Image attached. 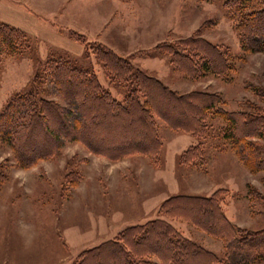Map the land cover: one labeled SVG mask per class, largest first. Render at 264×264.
I'll list each match as a JSON object with an SVG mask.
<instances>
[{
    "label": "rangeland",
    "instance_id": "obj_1",
    "mask_svg": "<svg viewBox=\"0 0 264 264\" xmlns=\"http://www.w3.org/2000/svg\"><path fill=\"white\" fill-rule=\"evenodd\" d=\"M10 1L14 13L31 17L34 31L14 27L22 37L18 43L0 40V112L13 97L32 91L66 110L71 125L75 103L61 95L50 76L57 65L86 70L112 98L123 101L135 81L128 71L114 76L100 59L103 50L170 91L212 94L218 100L201 120L202 129L196 121L190 123L193 130L185 129L188 121L177 109L167 108L178 118L177 126L154 116L160 146L155 158L133 154L110 160L60 138L49 157L22 168L10 143L0 139V264H76L85 249L161 216L158 208L169 197L210 196L219 189L220 205L233 226L264 228V170L245 166L223 114L264 117V53L245 50L237 28L259 0L237 7L228 0ZM186 39L216 49L224 69H207L206 58L188 51ZM174 51L187 54L191 64L180 62ZM103 123L92 143L104 138L116 146L124 135H138L136 142L144 143L140 127L122 132V120ZM251 140L264 144V127ZM190 148L197 154L189 151L182 162ZM165 218L183 236L223 258L221 239L179 217ZM107 256L104 264H111ZM251 264H264V254Z\"/></svg>",
    "mask_w": 264,
    "mask_h": 264
},
{
    "label": "trees",
    "instance_id": "obj_2",
    "mask_svg": "<svg viewBox=\"0 0 264 264\" xmlns=\"http://www.w3.org/2000/svg\"><path fill=\"white\" fill-rule=\"evenodd\" d=\"M246 2L248 0L227 1L236 7ZM237 28L245 50L264 53V0H259L258 7L247 13ZM21 38L18 29L0 22V40L12 44L18 43ZM183 43L189 47L188 51L195 53V57L202 55L206 58L204 65L207 69L218 72L224 69L222 54L203 40L186 39ZM206 49H211L212 53L209 54ZM173 54L180 62L187 61L191 64L187 54H178V51ZM100 55V59L105 61L114 76H121L128 71V78L135 81L136 88L123 101H117L86 70L76 71L72 66L57 65L50 76L61 95L75 103L76 114L71 125H68L69 115L66 110L53 102L37 99L32 91L13 97L0 112V139L10 143L20 167H30L38 159L49 157L60 138L78 141L90 152L110 160L133 154L155 158L160 146L153 128L154 116L170 126H177L178 118L168 113L171 108L172 111L177 109L179 116H184L188 121V125L184 122L185 129L191 126L192 121L198 123L197 129H202L201 120L207 111L216 106L218 99L212 94H178L144 74L131 72V67L114 58L108 50L100 51ZM187 113L192 118L185 117ZM223 114L245 166L252 171L264 170V144L251 140L260 136L264 117L253 112ZM107 119L122 120V132L140 127L139 136L144 143L136 142L138 135H124L116 146L109 144L104 138L98 143H92V136L104 129L106 124L103 122ZM187 130L193 129L190 127ZM40 135L45 136V141L41 143ZM193 150L190 148L182 154L181 161L188 160L190 153L197 154ZM219 191L220 189L210 196L169 197L158 208L161 216L130 225L112 239L85 249L78 255L81 258H78L76 264H104L107 253L111 264H251L259 260L264 254V228L247 230L233 226L222 210ZM165 216L179 217L208 235L221 239L224 246L223 258L183 236Z\"/></svg>",
    "mask_w": 264,
    "mask_h": 264
},
{
    "label": "crops",
    "instance_id": "obj_3",
    "mask_svg": "<svg viewBox=\"0 0 264 264\" xmlns=\"http://www.w3.org/2000/svg\"><path fill=\"white\" fill-rule=\"evenodd\" d=\"M23 11L29 14V12L26 11L25 9ZM23 17H21V15H17L16 13H14L13 3L10 0H5V2L3 0L0 1V21H3L7 24L12 25L13 27L32 33L31 31H34L33 29L34 25L31 17L29 16L27 19Z\"/></svg>",
    "mask_w": 264,
    "mask_h": 264
}]
</instances>
